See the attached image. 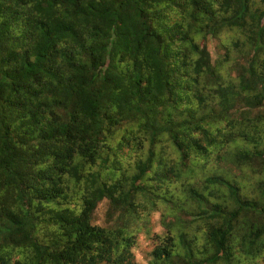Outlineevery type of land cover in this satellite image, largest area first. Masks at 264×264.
Wrapping results in <instances>:
<instances>
[{"label":"trees","instance_id":"16d2710c","mask_svg":"<svg viewBox=\"0 0 264 264\" xmlns=\"http://www.w3.org/2000/svg\"><path fill=\"white\" fill-rule=\"evenodd\" d=\"M262 106L264 0H0V264H259ZM171 200L186 225L138 262Z\"/></svg>","mask_w":264,"mask_h":264},{"label":"rangeland","instance_id":"374dc122","mask_svg":"<svg viewBox=\"0 0 264 264\" xmlns=\"http://www.w3.org/2000/svg\"><path fill=\"white\" fill-rule=\"evenodd\" d=\"M226 45L227 44H225L218 38H208L206 47L210 54L211 63L217 65L218 61L222 59L221 55L224 53ZM237 59H239V61L241 62L245 61L241 58ZM220 68H218V71L224 78L227 79L230 75L234 76V72H232L229 65ZM261 108H264V106H262ZM136 147L137 149L133 151L131 150L128 155L121 156V159H123L125 156H128V160H125V163L128 168H131V172L134 168L133 166L136 163V160L140 157L141 154H143V150L146 149V147L144 146L141 147L143 150H140L137 145ZM124 151H126V149ZM215 169L216 168H211L210 170H205L204 172L196 171L194 176L188 180H192L195 182L200 181L206 175L213 174V171H216ZM217 171L221 173V171ZM180 183L181 181L171 184L170 189H173L175 193L180 192ZM176 188H179V190H177ZM136 199L143 200L144 198L138 195ZM178 202L179 201H177L176 203V201L171 200L163 207L155 206L154 208L150 209V212L147 216H144L145 219L139 221L140 229H138L137 233L135 234V241L132 247V253L135 260L141 263H145L147 261L145 257L149 255V253L157 244L162 242L165 235L168 236L167 234H169L175 236V232L177 231L176 226H178L177 218L184 221L185 224L186 218L183 210L189 211L191 210V208L187 207V205H184V203ZM108 203L109 201L107 199H103L97 204L92 217L93 224L104 227L113 226V220L109 218L108 215ZM174 206H177L178 209L173 210ZM258 260L257 261L259 264H264V256L260 257Z\"/></svg>","mask_w":264,"mask_h":264}]
</instances>
